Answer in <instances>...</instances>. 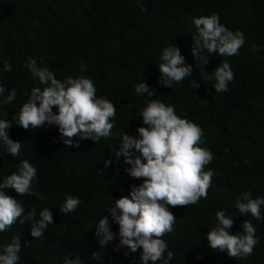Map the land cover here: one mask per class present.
I'll return each mask as SVG.
<instances>
[{
	"label": "trees",
	"instance_id": "1",
	"mask_svg": "<svg viewBox=\"0 0 264 264\" xmlns=\"http://www.w3.org/2000/svg\"><path fill=\"white\" fill-rule=\"evenodd\" d=\"M141 6L147 11H141ZM213 13L230 30L243 32L245 44L235 56H211L204 66L207 73H200L191 52L193 37L198 35L193 21ZM170 44L179 46L194 69L192 76L172 88L158 84L160 56ZM30 58L48 67L57 79L90 78L97 97L114 104L116 116L110 137L95 143L81 140L79 148L65 147L55 125L25 130L13 123L6 130L22 147L18 157L0 147V180L27 159L37 169L33 190L40 195L17 197L25 217L33 208L37 215L23 224L18 219L0 233V252L19 236L18 264H65L77 257L81 264H141V250L130 255H125L127 248L114 250L119 228L107 209L116 198L129 196L131 187L142 180L125 172L130 165L123 156L104 174L100 169L119 150L123 133L138 136L136 129L144 126L142 110L151 99H158L174 106L178 116L198 124L204 133L201 146L213 154L204 169L214 173L207 199L169 206L176 222L172 232L161 237L174 254L169 264H264V220L257 221L250 213L242 216L236 208L245 191L253 199L264 197V0H0V84L5 86L0 101L17 89L12 103H0V119L12 120L31 89L45 87L28 70ZM222 60L230 64L235 79L228 92L216 93L213 72ZM5 61L12 71H4ZM82 65L87 71L81 72ZM205 74L213 79L205 83ZM143 79L157 89V96L136 93L135 86ZM5 191L17 195L12 189ZM69 195L81 203L74 212L63 214L59 208ZM44 208L52 211L53 223L43 236L34 238L30 223L40 218ZM217 211L233 217L232 234L243 233L244 220L253 223L258 243L251 256L230 258L208 246L206 233L216 226ZM104 216L116 236L101 248L94 233ZM97 250L102 252L101 260L91 257Z\"/></svg>",
	"mask_w": 264,
	"mask_h": 264
},
{
	"label": "clouds",
	"instance_id": "2",
	"mask_svg": "<svg viewBox=\"0 0 264 264\" xmlns=\"http://www.w3.org/2000/svg\"><path fill=\"white\" fill-rule=\"evenodd\" d=\"M141 11L147 9L141 6ZM198 35L193 37L191 52L195 66L204 71V66L210 62V57L219 55L230 57L238 54L245 44L241 31H232L220 23V17L213 13L208 16L194 18ZM162 63L158 65L160 77L158 84L172 88L186 78L192 76L193 66L188 64L177 45L165 47L160 56ZM26 66L32 76L44 85L33 87L27 102L22 104L18 115L12 120L0 119V147L7 150L12 157L20 156L22 144L10 138L7 129L13 123L25 130H34L55 125L60 133V139L65 147L79 148L81 140L91 139L94 143L101 138L112 135L116 116L114 104L104 97H97L93 81L86 76L66 77L57 79L53 71L35 58H30ZM4 71H12V65L5 61ZM87 71L81 66V72ZM214 89L216 93L229 91L234 72L226 60H222L214 69ZM213 76L205 74L203 81H211ZM198 87V83L192 85ZM138 95L146 94L155 97L157 89L147 83L135 86ZM5 93V86L0 84V96ZM17 97V89L12 88L7 97L0 101L3 104L12 103ZM207 103V100H201ZM53 107L58 111L54 112ZM142 122L136 131L138 136L122 134V145L112 158L104 161V174L107 168L118 162L123 156L124 163L130 165L125 172L130 178L142 180V183L131 187L129 196L115 199V205L108 208L112 221L118 224L119 243L114 250L127 248L125 255L140 251L141 264H156L162 261L169 264L173 252L168 250L166 242L161 238L172 232L176 216L169 206H188L197 204L201 198L207 199L211 186L212 170L204 171L213 160L210 150L202 147L203 129L196 123L178 116L172 105H166L158 99H151L142 110ZM244 163H248L247 159ZM37 169L27 160H21L16 172L0 180V233L7 232L19 219L20 223L32 221L37 215L36 209L27 211L17 197L25 195L39 196L33 190ZM12 189L16 197L6 194ZM81 201L78 197L67 196L59 211L63 214L74 212ZM264 197L252 198L250 191H245L236 201V208L243 216L251 214L257 221L264 220L262 214ZM22 217H25L22 219ZM39 219L31 224V236L39 238L53 223L52 211L44 208L39 212ZM216 226L206 233L208 246L217 252L226 253L230 258H247L253 254L258 243L256 228L250 220H244L243 233H230L233 227V217L224 211L216 212ZM95 236L99 237L101 248L113 241L116 234L112 231L107 216L102 217L96 225ZM21 241L19 236L3 246L0 252V264H18ZM165 252L167 257L165 258ZM93 260H101L100 250L92 253ZM65 264H81L79 257L66 260Z\"/></svg>",
	"mask_w": 264,
	"mask_h": 264
}]
</instances>
